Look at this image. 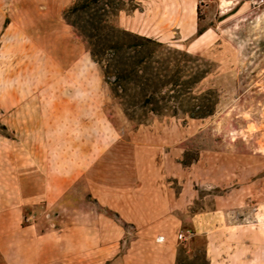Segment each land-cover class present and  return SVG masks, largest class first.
<instances>
[{"label":"rangeland","instance_id":"rangeland-1","mask_svg":"<svg viewBox=\"0 0 264 264\" xmlns=\"http://www.w3.org/2000/svg\"><path fill=\"white\" fill-rule=\"evenodd\" d=\"M0 1V200L23 224L68 241L97 209L108 264H264V0H112L106 30L204 71L185 90L215 102L203 118L128 116L112 50L66 19L77 0ZM122 192L146 220L123 219Z\"/></svg>","mask_w":264,"mask_h":264},{"label":"trees","instance_id":"trees-1","mask_svg":"<svg viewBox=\"0 0 264 264\" xmlns=\"http://www.w3.org/2000/svg\"><path fill=\"white\" fill-rule=\"evenodd\" d=\"M99 1L77 0L67 11L70 15L66 19L87 38L93 57L100 59L101 52L107 47L112 50L108 64L114 72L115 92L124 112L132 117L137 110L171 115H177L182 110L190 118L210 115L215 102L205 98L203 93L185 97V92L203 78L204 71L193 69L188 77H184L182 55L185 52L173 55L170 50L156 48L161 43L151 38L124 30L116 35L114 32L117 30H106L104 17L115 5L112 0H102L97 8L94 5ZM83 14H88V18ZM200 33L201 30L198 31ZM98 41L104 44L100 51L96 49L100 44ZM189 98L196 102L189 103Z\"/></svg>","mask_w":264,"mask_h":264},{"label":"crops","instance_id":"crops-1","mask_svg":"<svg viewBox=\"0 0 264 264\" xmlns=\"http://www.w3.org/2000/svg\"><path fill=\"white\" fill-rule=\"evenodd\" d=\"M20 14L21 20H31L27 12ZM30 58H33L32 52ZM39 178L50 179L51 176L49 173H42ZM57 178L66 180L65 175ZM127 193L122 192L120 195L122 205L119 211L122 212L123 219L131 217V220H139L138 217L141 216L139 207H134L129 214L131 201ZM114 200L107 195L101 201L109 208H116L112 204ZM13 201L12 197L0 200V264H108V261L113 259V253L108 254V251L98 246L99 239L95 228L99 224L100 217L97 209L94 211L96 214L90 215L89 218L78 219L80 230L75 232L73 238L63 241L60 237L50 236L43 231L35 234L37 232L33 225L23 224L19 220L18 205L16 200L15 203ZM141 219L146 220V216H141ZM88 228L94 230L86 236L87 231L82 229ZM125 258L123 254L121 259Z\"/></svg>","mask_w":264,"mask_h":264},{"label":"built area","instance_id":"built-area-1","mask_svg":"<svg viewBox=\"0 0 264 264\" xmlns=\"http://www.w3.org/2000/svg\"><path fill=\"white\" fill-rule=\"evenodd\" d=\"M178 238H179L180 241H183V240H185L187 238V234H185L183 232H180L178 234Z\"/></svg>","mask_w":264,"mask_h":264}]
</instances>
